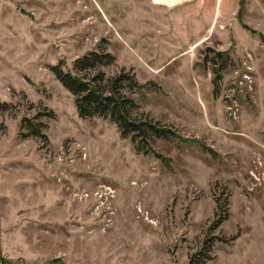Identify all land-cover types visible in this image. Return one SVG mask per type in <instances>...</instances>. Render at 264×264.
<instances>
[{"label": "rangeland", "instance_id": "374dc122", "mask_svg": "<svg viewBox=\"0 0 264 264\" xmlns=\"http://www.w3.org/2000/svg\"><path fill=\"white\" fill-rule=\"evenodd\" d=\"M60 63L177 136L81 117ZM0 264H264V0H0Z\"/></svg>", "mask_w": 264, "mask_h": 264}, {"label": "trees", "instance_id": "16d2710c", "mask_svg": "<svg viewBox=\"0 0 264 264\" xmlns=\"http://www.w3.org/2000/svg\"><path fill=\"white\" fill-rule=\"evenodd\" d=\"M218 55L222 54L219 52ZM113 61L114 57L110 53L101 51L89 52L76 61L75 68L77 71H87L109 65ZM51 69L62 85L70 93L74 94L77 110L81 117L102 116V118H109L118 125L123 136L132 137L138 151L145 149L144 153H151L153 149L150 143L155 138H172L177 136L176 131H172L167 126H163L152 120H137L132 118V111L138 106L134 99L127 96L123 90L125 88L134 89L139 86L134 75L121 72L106 79L105 73L99 71L94 76L86 78L85 76L76 74L72 70H65L61 63L52 66ZM42 115L37 114L35 119H38ZM48 116L53 117L54 113L50 111L48 112ZM23 125L28 129L29 135L45 137L43 133L45 123L25 118ZM143 143H145L144 146H142ZM156 155L161 156L160 154ZM222 221L223 219L220 218L215 223V227H219ZM225 241L228 240L225 239Z\"/></svg>", "mask_w": 264, "mask_h": 264}]
</instances>
